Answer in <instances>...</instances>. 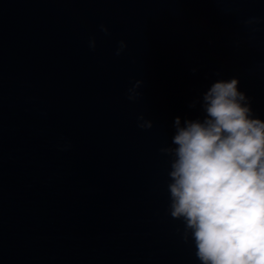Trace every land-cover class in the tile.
<instances>
[{"label": "water", "instance_id": "water-1", "mask_svg": "<svg viewBox=\"0 0 264 264\" xmlns=\"http://www.w3.org/2000/svg\"><path fill=\"white\" fill-rule=\"evenodd\" d=\"M233 78L264 120V0H0V264H201L160 150Z\"/></svg>", "mask_w": 264, "mask_h": 264}, {"label": "clouds", "instance_id": "clouds-1", "mask_svg": "<svg viewBox=\"0 0 264 264\" xmlns=\"http://www.w3.org/2000/svg\"><path fill=\"white\" fill-rule=\"evenodd\" d=\"M106 35L109 30L100 25ZM95 50V39L89 40ZM126 48L119 42L117 56ZM136 80L128 99L136 101ZM239 80L217 81L203 95V120L175 118L169 155L170 215L184 222L201 264H264V120L255 117ZM195 107V103L190 105ZM138 127L150 129L141 114Z\"/></svg>", "mask_w": 264, "mask_h": 264}]
</instances>
